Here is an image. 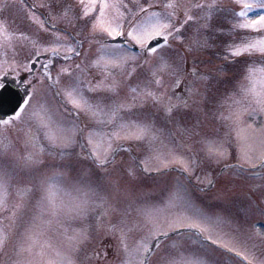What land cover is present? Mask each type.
<instances>
[{"label":"rangeland","instance_id":"1","mask_svg":"<svg viewBox=\"0 0 264 264\" xmlns=\"http://www.w3.org/2000/svg\"><path fill=\"white\" fill-rule=\"evenodd\" d=\"M167 3L0 0V72L24 69L29 77L32 61L48 55L31 78L38 81L29 106L0 128V264H123L134 257L122 233L131 249L151 240L157 224L194 210L210 231L164 227L168 235L154 244L149 264L197 252L214 264H264V168L255 169L264 155V53L234 51L264 39V27L241 26L264 15V0H215L211 8L212 0H177L170 19L183 26L157 54L106 43L117 35L93 30L103 20L128 35L149 12L169 16ZM186 8L195 19L186 20ZM159 55L181 71L161 74L156 84ZM117 56L123 62L111 63ZM67 85L88 98L95 115L69 102ZM139 128L147 129L141 139ZM49 132L59 139L49 140ZM89 137L111 142L106 164L92 156Z\"/></svg>","mask_w":264,"mask_h":264},{"label":"snow or ice","instance_id":"2","mask_svg":"<svg viewBox=\"0 0 264 264\" xmlns=\"http://www.w3.org/2000/svg\"><path fill=\"white\" fill-rule=\"evenodd\" d=\"M215 4V0H212V3L208 4V8L213 7ZM261 7H264V5H260ZM105 7H108V5L105 3L104 6L101 8V16L103 17L104 11L103 9ZM149 9L151 8V5L147 6ZM167 9H173V11L169 14V16H166L164 18H161L159 13L149 12L144 20L137 25L132 26V28L128 31V36H130L137 44H139L142 48L147 47L146 41L152 40L157 36L160 37H166L172 35L173 32H178L179 27H182L183 25H180L179 27L174 24L170 17L175 16L176 9L180 7V4L177 3V0H168V3L165 5ZM195 7H203L202 4H197ZM244 7H251V5L245 4ZM139 11L144 12L145 8L141 7ZM184 15L186 20L195 19V17L191 16L189 14V10L186 8L184 11ZM240 15H245L244 11L240 12ZM210 16V13H209ZM101 27L104 31L108 32L110 36L112 35H122L123 33L121 31H118V29L121 27V25L117 24L116 27H112L111 22H105L103 20H99L95 23H93V30H95L97 27ZM245 28H256V27H264V15L260 16L257 20H253L250 23H246L241 25ZM177 39H183L181 36H177ZM59 47V45H57ZM245 49L251 50V49H258L261 53H264V39H261L255 43H249L243 46V48L235 49L237 53L240 51H243ZM69 51H74L71 47L68 49ZM147 50L150 53L157 54V48L148 47ZM38 54V53H37ZM122 58L117 56L115 60H112L111 63H121ZM171 75H175V73L181 71V65L179 63H176L175 65L171 62V60L164 55H159L158 62L153 66L151 75L154 77V82L156 84L162 83V75L165 72H169ZM61 71H67L66 69H61ZM254 70L250 69V75L249 79H252L253 76L251 73ZM262 76H264V68L260 69ZM204 79H207V77H204ZM59 76L57 77L56 83H59ZM262 83H264V79H262ZM114 87V86H110ZM66 96L69 98V102L73 104L76 108L80 109H86L92 112L93 115L96 114L95 107L89 102L88 98L83 95V93L79 92L76 88L72 87L71 85L66 86L65 91ZM148 96H154L155 94L151 91L147 92ZM259 103L262 107H264V89H262L259 93ZM2 103V101H0ZM30 104V100H24L22 104L19 105L20 110L14 111V117L10 116L7 120H0V124H10L13 119L19 120L22 113L24 112L25 108L28 107ZM168 111H171L169 108ZM33 116L38 115L35 111L32 113ZM112 115H115V112L113 111ZM42 124L47 128V124L42 120ZM147 129L145 128H139L136 133V138L141 139L143 138V135ZM48 139L52 142H56L59 137L52 133H47ZM89 144L92 145L91 154L96 158L97 161L101 164H106L107 161V155L111 151L112 145L111 142H108L105 146L103 141L100 140H93L92 137H89ZM42 150V149H41ZM171 155V154H170ZM182 159V158H181ZM260 163L264 165V155L260 158ZM185 170H187V165H185ZM5 203L2 199H0V205ZM22 205L17 204L15 207L19 209ZM187 221V222H185ZM173 224H175L179 228H183L186 230L193 231V234L196 232H199L201 234L209 232L210 231V225L206 223V221L201 217V214L198 210H194L190 216H183V217H172L171 220L165 221L163 224H157L156 227L152 232L149 233V236H151V240H145V238H141L134 246L133 248H129L128 243L126 242V236L122 233V247L124 251L129 255L134 257L131 260L123 262V264H149L148 262V255L153 251V246L159 244V239L161 237H166L168 235L167 231H163L162 229L164 227H167L169 231H174ZM207 240H213L211 235H207L205 237ZM75 239V238H74ZM0 243H2V240H0ZM219 243L218 240H214L213 244ZM224 248L228 249L229 245L227 243L222 245ZM230 251L235 252V248L229 249ZM241 256H243V252L239 253ZM207 256L206 253L201 254L199 252L194 253L191 258L184 259L179 262L172 258H168L161 262V264H214V262L210 258H205ZM247 259V257H244ZM49 264H56L54 261H49ZM67 264H75L74 261H68Z\"/></svg>","mask_w":264,"mask_h":264},{"label":"water","instance_id":"3","mask_svg":"<svg viewBox=\"0 0 264 264\" xmlns=\"http://www.w3.org/2000/svg\"><path fill=\"white\" fill-rule=\"evenodd\" d=\"M0 113L3 115L13 113L19 107L21 97L18 92H12L9 86L0 91Z\"/></svg>","mask_w":264,"mask_h":264},{"label":"bare ground","instance_id":"4","mask_svg":"<svg viewBox=\"0 0 264 264\" xmlns=\"http://www.w3.org/2000/svg\"><path fill=\"white\" fill-rule=\"evenodd\" d=\"M12 90V92L14 91L13 89H11Z\"/></svg>","mask_w":264,"mask_h":264}]
</instances>
